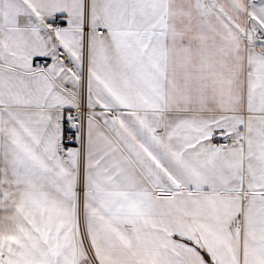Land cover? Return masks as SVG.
<instances>
[{
  "label": "snow or ice",
  "instance_id": "snow-or-ice-1",
  "mask_svg": "<svg viewBox=\"0 0 264 264\" xmlns=\"http://www.w3.org/2000/svg\"><path fill=\"white\" fill-rule=\"evenodd\" d=\"M0 264H264V0H0Z\"/></svg>",
  "mask_w": 264,
  "mask_h": 264
}]
</instances>
